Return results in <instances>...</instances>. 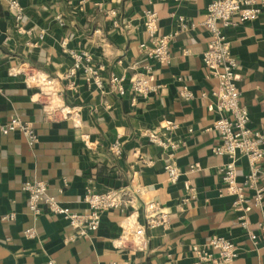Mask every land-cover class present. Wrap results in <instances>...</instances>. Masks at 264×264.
I'll list each match as a JSON object with an SVG mask.
<instances>
[{
  "label": "crops",
  "instance_id": "crops-1",
  "mask_svg": "<svg viewBox=\"0 0 264 264\" xmlns=\"http://www.w3.org/2000/svg\"><path fill=\"white\" fill-rule=\"evenodd\" d=\"M17 1L23 7L20 22L7 0L0 2V126L17 116L32 124L39 141L31 147L19 133H0V218L13 215L12 221L0 220V264H191V248L216 236L235 243L238 256L230 264H263L264 248L254 247L241 229L242 213L233 209L234 197L221 182L226 159L211 151L219 143L212 129L219 117L211 96L218 83L201 62L209 43L202 21L211 0ZM146 8L157 13L159 37L176 32L177 14L195 23L178 33L166 64L149 61L138 51L147 41ZM110 9L116 10L119 27L106 15ZM224 33L237 62L235 79L248 126L264 132V10ZM77 43L95 63L104 64L102 90L85 84L82 73L75 80L66 78L72 65L67 52L79 50ZM144 65H151V83L161 88L142 99L130 93L129 79ZM28 70L40 73L28 76L30 85L25 81ZM110 74L125 77L124 96L110 91ZM44 75L54 84L47 85ZM183 84L194 95L191 102L178 97ZM164 125L177 126L175 139L184 142L176 154L182 176L175 185L167 182L165 153L143 136ZM116 139L122 144L120 158L109 153ZM236 168L239 184L249 171L246 159H238ZM29 181L43 182L62 206L79 213L87 210V189L103 193L132 182L148 190V198L159 203L169 222L165 228L148 229L146 252L132 256L115 246L129 211L102 214L96 232L66 245L63 238L71 231L65 221L47 209L36 218L29 213L21 190ZM251 196L246 193L244 208L249 230L256 232L264 222V199L255 207ZM138 215L143 223L141 205ZM30 228L35 236L27 239L24 232Z\"/></svg>",
  "mask_w": 264,
  "mask_h": 264
},
{
  "label": "built area",
  "instance_id": "built-area-1",
  "mask_svg": "<svg viewBox=\"0 0 264 264\" xmlns=\"http://www.w3.org/2000/svg\"><path fill=\"white\" fill-rule=\"evenodd\" d=\"M151 1L153 0H149V2ZM175 1L186 2L189 0ZM7 3L8 8L14 13V19L20 22L23 16L21 4L17 0H7ZM263 10L264 0H211L202 21L207 33H209V43L201 56L202 67L218 83L211 96L215 100L214 109L219 117L213 122L212 129L219 134V143L211 151L213 155L223 156L226 159L219 171L221 182L225 186L226 192L234 197L233 209L242 213L239 217L241 229L245 231L254 247L261 248H264V222L258 224L256 232L249 230L244 204L247 192L252 193L251 199L255 207H261L263 203L264 186L260 183L264 180V170L261 167L264 163V132L253 130L248 126V112L240 103V93L235 79L238 66L230 54V42L224 30L257 19ZM106 15L114 18L112 21L114 27L120 26L116 17V10L110 9ZM143 17V32L147 35V41L139 45L138 51L147 60L158 65L166 64L169 61V47L178 33L187 32L195 26L193 21L177 14L174 16L177 24L176 32L159 37L156 34L159 20L157 13L151 8H146ZM56 19L62 24L59 15ZM77 45L79 50L67 52L71 57L72 65L66 73V78L75 80L79 73H82L85 84L102 90L103 78L101 73L106 70L104 64L95 63L91 55L81 49V43H77ZM135 66L136 64L131 68L135 69ZM141 69L142 71L138 70L131 76L129 86L130 93L134 97L145 99L150 95L157 94L161 87L151 83L153 71L151 65H144ZM38 74H40L38 71L28 70L25 78L26 83L29 75ZM44 77L47 85L54 84L50 77L47 75ZM176 80L180 81L181 78ZM124 82V76L114 74H110L106 80L110 91L120 97L125 95ZM31 86L38 87V85ZM178 97L185 102H191L194 99L193 93L186 84L182 85ZM67 113L69 114V111ZM176 130L177 126L175 125H164L159 129L146 130L143 134L149 144L165 153L166 162L163 169L170 185L177 184L182 176V170L176 164V154L184 142L175 139ZM15 132L19 133L31 147L39 141L31 123L24 122L17 116H12L0 126V133L7 136ZM109 153L115 158L122 156V144L118 139L112 142ZM240 158L246 159L249 171L243 181L238 184L236 182V161ZM190 169L195 170L194 167ZM21 190L27 194L28 211L34 218L41 215L43 209H47L49 213L61 218L68 224L71 232L63 238L66 245L86 239L91 233L96 232L101 224L102 214L114 210L129 211L122 220L121 234L115 240V246L132 256L146 252L148 247L146 231L148 229L165 228L169 222L167 213L164 212L159 203L148 198V190L132 182L125 187L103 193H96L91 188L87 189L83 197L87 210L80 213L62 206L54 196L48 193L47 186L41 181H29L22 185ZM186 201L184 199L182 203ZM140 205L142 206L143 223L138 221ZM0 220L3 222L12 221L13 215L2 216ZM34 236L33 228L24 232V237L27 239ZM236 250L234 242L232 243L220 236L212 237L204 244L195 245L191 248L193 254L191 264H230L238 256ZM47 264L56 263L49 260Z\"/></svg>",
  "mask_w": 264,
  "mask_h": 264
},
{
  "label": "rangeland",
  "instance_id": "rangeland-1",
  "mask_svg": "<svg viewBox=\"0 0 264 264\" xmlns=\"http://www.w3.org/2000/svg\"><path fill=\"white\" fill-rule=\"evenodd\" d=\"M34 84H35V83H34ZM35 85H37V84H35ZM38 86H39V85H38ZM40 86H41V85H40ZM40 86H39V87H40Z\"/></svg>",
  "mask_w": 264,
  "mask_h": 264
}]
</instances>
